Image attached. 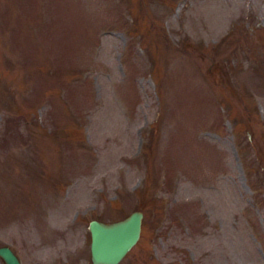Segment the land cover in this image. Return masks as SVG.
Here are the masks:
<instances>
[{
    "label": "rangeland",
    "instance_id": "rangeland-1",
    "mask_svg": "<svg viewBox=\"0 0 264 264\" xmlns=\"http://www.w3.org/2000/svg\"><path fill=\"white\" fill-rule=\"evenodd\" d=\"M134 209L115 264H264V0H0V244Z\"/></svg>",
    "mask_w": 264,
    "mask_h": 264
},
{
    "label": "water",
    "instance_id": "water-1",
    "mask_svg": "<svg viewBox=\"0 0 264 264\" xmlns=\"http://www.w3.org/2000/svg\"><path fill=\"white\" fill-rule=\"evenodd\" d=\"M142 217L143 211L134 209L126 216L112 221L91 218L88 227L92 264L119 262L138 240ZM0 257L5 264H23L9 244H0Z\"/></svg>",
    "mask_w": 264,
    "mask_h": 264
}]
</instances>
